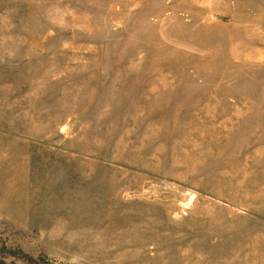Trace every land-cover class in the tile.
<instances>
[{"label":"rangeland","instance_id":"374dc122","mask_svg":"<svg viewBox=\"0 0 264 264\" xmlns=\"http://www.w3.org/2000/svg\"><path fill=\"white\" fill-rule=\"evenodd\" d=\"M0 264H264V0H0Z\"/></svg>","mask_w":264,"mask_h":264},{"label":"crops","instance_id":"0c3cea01","mask_svg":"<svg viewBox=\"0 0 264 264\" xmlns=\"http://www.w3.org/2000/svg\"><path fill=\"white\" fill-rule=\"evenodd\" d=\"M19 210H21V209H19Z\"/></svg>","mask_w":264,"mask_h":264}]
</instances>
